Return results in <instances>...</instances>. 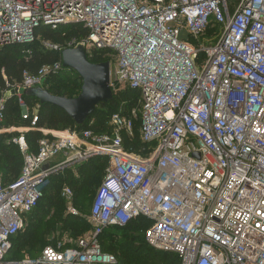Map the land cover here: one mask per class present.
Segmentation results:
<instances>
[{
	"label": "built area",
	"instance_id": "1",
	"mask_svg": "<svg viewBox=\"0 0 264 264\" xmlns=\"http://www.w3.org/2000/svg\"><path fill=\"white\" fill-rule=\"evenodd\" d=\"M67 24L82 25L86 38L43 46L101 52L113 65L112 92L137 98L130 113L112 114L108 131L38 129L36 113L28 128L0 130L20 134L13 143L24 159L13 182L0 174V264H117L101 237L139 219L149 223L147 246L179 264H264V0H0V49ZM212 24L217 33L201 41ZM62 69L60 59L7 84L0 124L5 94L20 97ZM136 122L138 153L125 148ZM29 131L44 136L36 153L28 152ZM94 158L107 168L91 230L37 258L9 259L50 179ZM61 193L73 197L66 185Z\"/></svg>",
	"mask_w": 264,
	"mask_h": 264
},
{
	"label": "trees",
	"instance_id": "2",
	"mask_svg": "<svg viewBox=\"0 0 264 264\" xmlns=\"http://www.w3.org/2000/svg\"><path fill=\"white\" fill-rule=\"evenodd\" d=\"M217 30L215 25H211L206 33L201 37L203 38L210 36V32ZM87 30L80 24H67L62 25L56 29H49L41 27L36 29L34 41L26 45H15L10 47H4L0 49V99L4 96L7 91V84L14 85L21 81L22 73L24 71L36 74L41 67L51 65L57 61H60V53L50 50L43 46V43L51 45H63L73 39L80 41L85 39L87 36ZM101 52H92L87 55L88 61L91 63H103L109 60L102 58ZM203 55H200V59ZM64 72H71V70L62 69L59 73L50 76L43 85L50 94L58 97L75 98L80 94L82 81L77 77L80 82L79 87L73 86L65 80ZM59 85L65 88L64 93H60ZM69 92V94H68ZM137 94L134 91L125 89L117 93H113V99L108 104H101L97 107L95 112L89 117L83 126H76L74 122L59 109L50 105H40L39 101L34 98L28 97L22 94L20 97L11 95L4 99L3 104V122L0 124V130L7 129H20L28 128L30 122L34 116L37 122L36 126L38 129L52 130V131H64V130H75L81 131L87 128H91L94 131L99 130L106 119L110 118L114 113H130L134 107ZM29 110L28 120L22 119L23 109ZM93 119L94 123L90 126L89 121ZM135 138L131 141H125V148L131 149L138 153L139 142H138V123L134 127ZM17 138L20 136L18 132H3L0 133V163L3 171V180L5 183H10L16 180L21 172L24 159L18 146L13 143L12 140H8V137ZM25 142L28 147L29 153H36L38 151V142L44 138L43 134L38 131H29L23 134ZM104 158H94L88 162L80 165L77 168V176L73 174H59L53 176L50 179L49 186L44 190L43 198L40 200L38 206L25 217V224L28 220L27 225L29 229L33 228V231L37 228L36 222H41V217L46 216L50 210L54 207L61 205L59 198V187L60 183L70 187H77L81 191H85L89 187V178L94 175L99 177V185L105 175L107 163H101ZM106 160V159H105ZM84 177V178H83ZM97 192V191H96ZM96 194V193H95ZM95 197V195H94ZM93 197V199H94ZM93 202V201H92ZM91 209V208H90ZM41 219V220H40ZM135 223L142 225V230H145L149 223L144 219L131 222L125 228H117V230H125L132 227ZM144 232V231H143ZM20 233L12 240V249L8 254L9 259L22 260L25 257L32 259L30 256L33 255V251L16 253V248L19 247V236ZM71 235H75L71 232ZM107 231L101 237V245L104 252L113 255L117 264H124L120 258H117L112 251V245L108 242ZM75 237V236H73ZM106 239V240H105ZM144 240V236H143ZM145 243V240H144ZM145 246L152 252L149 257H152V261L156 264H179V259L175 254L156 252L150 247ZM28 254V256L26 255ZM150 259V258H149Z\"/></svg>",
	"mask_w": 264,
	"mask_h": 264
},
{
	"label": "rangeland",
	"instance_id": "3",
	"mask_svg": "<svg viewBox=\"0 0 264 264\" xmlns=\"http://www.w3.org/2000/svg\"><path fill=\"white\" fill-rule=\"evenodd\" d=\"M217 33V30L211 31L210 34L213 35ZM181 39L190 42L193 45H199L198 41L191 40L184 33L181 35ZM113 67V65H112ZM111 67V71L113 70ZM65 80L71 82L70 84L79 87L80 82L77 80L78 75L71 72H64ZM125 90V88H121ZM60 93H64L65 88L59 85ZM69 94V92H68ZM10 93L5 94V97L10 96ZM106 119L101 128L97 131H108V122ZM8 140H14V137H8ZM60 160V161H59ZM101 163H107V160H101ZM57 164L61 162V158L58 157L54 160ZM2 164L0 163V174L3 175ZM79 166L73 167L71 169H65L60 171L58 174H73L77 176V168ZM98 175L91 176L89 178V187L85 191L79 190L77 187L73 188V197L71 200H67L62 196L61 189L64 183H60L59 187V198L61 200V205L54 207L46 216L41 217V222L37 223V228L33 231V228L29 229L26 221L25 227L20 232L19 237V247L16 248V253L33 251L32 259L37 258L41 251L47 247L55 246L57 244L64 243L67 239H77L84 236L91 230L90 224V208L92 205L93 197L99 188V177ZM84 178V177H83ZM71 210V211H70ZM75 211L76 214L72 213ZM142 225L135 223L132 227L125 230H117V228H111L107 230V240L112 245V251L117 258H120L124 264H156L152 261V257L148 255L152 252L145 246L143 240ZM71 232L75 235L73 237ZM106 240V239H105ZM28 256V254H26ZM28 258V257H25ZM150 258V259H149Z\"/></svg>",
	"mask_w": 264,
	"mask_h": 264
},
{
	"label": "water",
	"instance_id": "4",
	"mask_svg": "<svg viewBox=\"0 0 264 264\" xmlns=\"http://www.w3.org/2000/svg\"><path fill=\"white\" fill-rule=\"evenodd\" d=\"M63 69L75 72L82 81L80 94L75 98L58 97L46 89L37 87L22 94L39 101L40 105H50L64 112L76 126H83L101 104L113 99L110 88L111 67L109 62L91 63L83 47L63 50L60 53ZM196 157H198L196 155Z\"/></svg>",
	"mask_w": 264,
	"mask_h": 264
},
{
	"label": "crops",
	"instance_id": "5",
	"mask_svg": "<svg viewBox=\"0 0 264 264\" xmlns=\"http://www.w3.org/2000/svg\"><path fill=\"white\" fill-rule=\"evenodd\" d=\"M11 96V95H10ZM9 97V96H8ZM61 158V157H60ZM62 159V158H61ZM60 161V160H59Z\"/></svg>",
	"mask_w": 264,
	"mask_h": 264
}]
</instances>
